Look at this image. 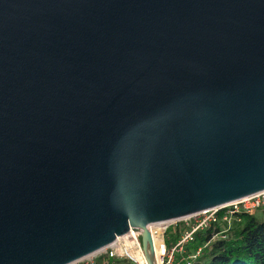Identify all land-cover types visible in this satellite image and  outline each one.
Instances as JSON below:
<instances>
[{"label":"water","instance_id":"obj_1","mask_svg":"<svg viewBox=\"0 0 264 264\" xmlns=\"http://www.w3.org/2000/svg\"><path fill=\"white\" fill-rule=\"evenodd\" d=\"M261 192L264 0H0V264Z\"/></svg>","mask_w":264,"mask_h":264},{"label":"built area","instance_id":"obj_2","mask_svg":"<svg viewBox=\"0 0 264 264\" xmlns=\"http://www.w3.org/2000/svg\"><path fill=\"white\" fill-rule=\"evenodd\" d=\"M258 210L264 213V192L171 221L162 230L148 225L153 248V264H194L202 255L203 248L188 251L186 247L197 233L210 230L213 233V241L224 239L233 224L240 222L241 215L254 216ZM178 225L184 227L183 231L178 240L168 247L166 232L169 228ZM71 264H146L140 244V234L130 229L125 236L117 238L113 244Z\"/></svg>","mask_w":264,"mask_h":264},{"label":"trees","instance_id":"obj_3","mask_svg":"<svg viewBox=\"0 0 264 264\" xmlns=\"http://www.w3.org/2000/svg\"><path fill=\"white\" fill-rule=\"evenodd\" d=\"M183 228L178 225L168 229V247L178 240ZM212 236L210 230L197 233L186 247L188 251L203 248L194 264H264V220L241 215L240 222L233 224L224 239L213 241Z\"/></svg>","mask_w":264,"mask_h":264},{"label":"rangeland","instance_id":"obj_4","mask_svg":"<svg viewBox=\"0 0 264 264\" xmlns=\"http://www.w3.org/2000/svg\"><path fill=\"white\" fill-rule=\"evenodd\" d=\"M258 220H264V213L262 212V210H258L256 212V214L254 215ZM169 222H166L164 224H162V226L167 225Z\"/></svg>","mask_w":264,"mask_h":264},{"label":"bare ground","instance_id":"obj_5","mask_svg":"<svg viewBox=\"0 0 264 264\" xmlns=\"http://www.w3.org/2000/svg\"><path fill=\"white\" fill-rule=\"evenodd\" d=\"M166 222L160 223V224H155V225H151L150 227L153 228H158V230H162L165 226H162V224H164Z\"/></svg>","mask_w":264,"mask_h":264}]
</instances>
